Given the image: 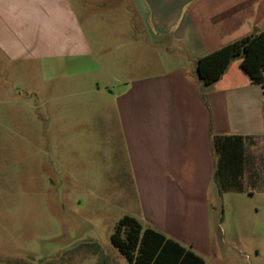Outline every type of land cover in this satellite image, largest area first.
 I'll use <instances>...</instances> for the list:
<instances>
[{
  "label": "crops",
  "instance_id": "obj_1",
  "mask_svg": "<svg viewBox=\"0 0 264 264\" xmlns=\"http://www.w3.org/2000/svg\"><path fill=\"white\" fill-rule=\"evenodd\" d=\"M123 1L124 13L113 18L129 36L126 53L140 55L136 67L119 56L110 68L97 60L72 0H0V56L26 73L43 61H63L68 70L72 59H83L74 61L82 73L98 70L105 79L94 80L90 93L106 99L109 121L99 127L115 125L133 181L129 216L205 260L213 247L215 188L252 194L264 186V85H199L197 61L263 31L264 0ZM149 44L168 55L161 72L150 75L141 55ZM121 73L129 76L122 80ZM215 137H230L223 154L215 151Z\"/></svg>",
  "mask_w": 264,
  "mask_h": 264
},
{
  "label": "rangeland",
  "instance_id": "obj_2",
  "mask_svg": "<svg viewBox=\"0 0 264 264\" xmlns=\"http://www.w3.org/2000/svg\"><path fill=\"white\" fill-rule=\"evenodd\" d=\"M72 2L97 60L110 68L119 56L136 67L140 55L126 53L129 36L113 18L124 1ZM153 48L141 54L149 75L168 57ZM74 61L83 59L66 60L68 70L63 61L35 62L26 73L0 56V264H127L111 236L134 211L133 181L115 125L99 127L108 104L90 92L104 76L82 73ZM215 191L206 264H264V186Z\"/></svg>",
  "mask_w": 264,
  "mask_h": 264
},
{
  "label": "trees",
  "instance_id": "obj_3",
  "mask_svg": "<svg viewBox=\"0 0 264 264\" xmlns=\"http://www.w3.org/2000/svg\"><path fill=\"white\" fill-rule=\"evenodd\" d=\"M196 76L197 84L218 89L251 84L264 85V30L198 59ZM203 100L207 101L206 96H203ZM229 139L230 137H215V151L223 154ZM239 141V147L242 149L241 139ZM218 162L222 165L224 159L220 157ZM215 183L220 186L218 175L215 176ZM219 192L222 194V188ZM111 242L126 258L127 264H206L192 249L153 228L143 227L130 216L120 219L111 236ZM90 246L99 248L96 244Z\"/></svg>",
  "mask_w": 264,
  "mask_h": 264
}]
</instances>
